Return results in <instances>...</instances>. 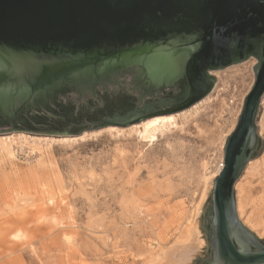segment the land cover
I'll return each mask as SVG.
<instances>
[{"label":"rangeland","instance_id":"rangeland-1","mask_svg":"<svg viewBox=\"0 0 264 264\" xmlns=\"http://www.w3.org/2000/svg\"><path fill=\"white\" fill-rule=\"evenodd\" d=\"M257 63L250 57L210 72L216 82L197 106L199 112L189 118L184 115L194 110L180 114L179 127L154 144L130 134L135 124L76 136L0 134H87L82 142L66 145L42 142V153L4 142L0 264H143L158 246L182 241L205 179L224 162L225 145L255 83L252 67ZM109 127L126 130L112 134ZM257 129L260 146L235 185V200L240 222L264 245V96ZM213 187L196 218L203 245L191 264H203L199 258L212 256L205 211Z\"/></svg>","mask_w":264,"mask_h":264},{"label":"water","instance_id":"water-1","mask_svg":"<svg viewBox=\"0 0 264 264\" xmlns=\"http://www.w3.org/2000/svg\"><path fill=\"white\" fill-rule=\"evenodd\" d=\"M250 57L258 60L255 83L226 142L224 168L205 211L212 256L198 260L264 264V245L240 222L235 200V185L260 146L264 0H0V118L30 114L69 88L95 96L103 83L106 89L122 85L132 74L127 84L148 95L142 103L153 112L131 111L118 126L125 127L191 108L215 85L207 70ZM183 77L186 98L167 107ZM9 132L15 130L0 127V134Z\"/></svg>","mask_w":264,"mask_h":264},{"label":"trees","instance_id":"trees-1","mask_svg":"<svg viewBox=\"0 0 264 264\" xmlns=\"http://www.w3.org/2000/svg\"><path fill=\"white\" fill-rule=\"evenodd\" d=\"M134 77L126 74L122 85H112L108 89L105 82L95 96H86L76 88L66 89L45 107L30 114L21 113L13 120L0 118V127L32 134L76 136L108 126H123L124 116L135 109L144 108V114L153 112L150 104L142 103L148 95L140 97L136 83L127 84ZM142 88L144 92H150L144 85ZM78 98L81 102H77Z\"/></svg>","mask_w":264,"mask_h":264},{"label":"bare ground","instance_id":"bare-ground-1","mask_svg":"<svg viewBox=\"0 0 264 264\" xmlns=\"http://www.w3.org/2000/svg\"><path fill=\"white\" fill-rule=\"evenodd\" d=\"M203 102L200 101L199 103L195 104L190 109L183 111L182 113H176L171 115H164V116H156L150 119H147L141 123L135 124L130 127V134H135L139 139H141L145 143L154 144L156 141L159 140L160 136H164L165 133L170 132L173 129L179 127V119L178 116L180 114H185L190 110H194L190 115H184V118H189L193 116V114H197L199 112L198 105ZM186 121V119H184ZM108 131L115 132L117 134L123 133L126 129H121L117 127H109ZM101 130L93 134H100ZM87 134L78 137H63V138H38V137H31L26 134H19V135H10L8 137L0 138V154L4 155V142L9 143L12 148L16 147H24L25 145L29 146L32 153H42V142L46 144V146L50 147L52 144L58 143H75V142H82ZM90 137V136H89ZM66 145V144H65ZM45 146V145H44ZM16 149V148H15ZM51 149V148H50ZM205 168V167H204ZM220 169H217L212 175L205 179L204 189L202 192V196L196 204L193 212V219L189 222L185 229V236L182 241H176L171 245L168 246H158L148 258H146L143 264H191L192 257L202 249L201 246L203 245V239L201 237V231L198 229L196 225V218L199 216L200 212L202 211V202L207 194L209 188L215 184V178L218 176ZM214 188V187H213ZM240 196V195H239ZM41 210L40 208H37ZM36 209V210H37ZM38 210V211H39ZM240 212V210H239ZM42 218V217H41ZM67 239H71L72 236L65 234ZM264 236V234H263ZM16 238L19 237L18 235L15 236ZM194 258V257H193ZM193 263V262H192Z\"/></svg>","mask_w":264,"mask_h":264},{"label":"flooded vegetation","instance_id":"flooded-vegetation-1","mask_svg":"<svg viewBox=\"0 0 264 264\" xmlns=\"http://www.w3.org/2000/svg\"><path fill=\"white\" fill-rule=\"evenodd\" d=\"M210 72H212V69L210 70H207V74L209 75L208 76V79H209V81L211 80V74H210ZM179 84H181V87H182V89H181V91L177 94V96H176V98H174L173 100H171L166 106L168 107V106H171V105H174V104H176V103H178V102H181V101H183L185 98H186V94H187V84H186V81H185V78L183 77V78H181V80L176 84V85H179ZM183 84V85H182ZM211 227V226H210ZM210 230H211V228H210ZM210 236H211V232H210ZM210 242H211V239H210ZM212 246V245H211Z\"/></svg>","mask_w":264,"mask_h":264},{"label":"built area","instance_id":"built-area-1","mask_svg":"<svg viewBox=\"0 0 264 264\" xmlns=\"http://www.w3.org/2000/svg\"><path fill=\"white\" fill-rule=\"evenodd\" d=\"M224 168V162H222L219 166L220 171Z\"/></svg>","mask_w":264,"mask_h":264}]
</instances>
